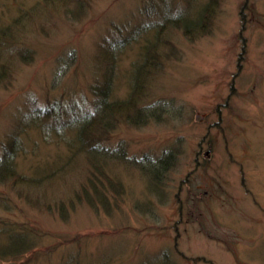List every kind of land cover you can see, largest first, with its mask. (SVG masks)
Segmentation results:
<instances>
[{"label":"rangeland","instance_id":"obj_1","mask_svg":"<svg viewBox=\"0 0 264 264\" xmlns=\"http://www.w3.org/2000/svg\"><path fill=\"white\" fill-rule=\"evenodd\" d=\"M206 1L88 0L77 17L59 0H0V39L13 48L0 43V152L21 136L26 176L0 182V245L4 226L33 237L0 264H264V0H216L210 32L192 40L166 30L175 52L134 84L163 8L191 17ZM112 70L115 95L133 93L151 116L101 143L104 170L65 118L92 108L91 85Z\"/></svg>","mask_w":264,"mask_h":264},{"label":"trees","instance_id":"obj_2","mask_svg":"<svg viewBox=\"0 0 264 264\" xmlns=\"http://www.w3.org/2000/svg\"><path fill=\"white\" fill-rule=\"evenodd\" d=\"M50 1L52 0H48V2ZM60 1L67 13L72 12L73 15L77 17L82 14L81 12L83 11V8L89 4L86 2L88 0H64L65 3H63L62 0H59V2ZM215 1L216 0H207L205 4L201 6L198 15L191 17L182 12L175 13L174 11H170L171 9L168 7L163 8V12L160 13L161 18L153 25V28L157 30L156 39L144 41L141 51L138 53L137 57L142 61L134 62L133 73L134 79L136 80V83H134L135 87H143V77L147 76V72H151L152 68H158L159 59L162 55L168 56L175 52L174 46H172L173 43H168L169 41L164 40V32H166V30H180L191 40L201 34L210 32V27L214 22L213 16L216 13L217 2ZM161 34L163 35V39L160 38ZM138 39L139 35H137V33L129 34L127 37L121 39L118 41L117 45L111 46L114 50L111 52L112 54L110 57H113L115 54L116 58L117 53L123 52L129 43ZM0 43L3 48H11L10 45L12 43H5L3 38L0 39ZM116 49L117 52L115 53ZM30 55H32V52L26 47L25 51H22L19 56L25 58ZM7 66L8 65L6 63L3 64V71L5 70L4 68H7ZM115 75L116 72L114 70L106 72L104 74V79L101 80V83H99V81L91 85L94 96L91 109H83L81 112L75 115L69 114L68 118H65L66 121L70 122L71 126L75 127L76 124L78 125L76 127V133L78 134L77 139H79V149L81 152L85 153L89 161H91L92 166L96 169L102 168V166L103 169L107 167L108 161L103 160L105 159L104 155L97 154L101 153V143L111 138L112 132L116 130L118 124L126 123L131 124L132 126H140L148 121L151 116V114L148 113L144 107L137 106L135 101L132 102V98L121 99L115 95ZM160 108L162 110L163 105L160 106ZM64 113V109L58 108L57 111L54 110L49 114L50 122L57 124L56 128H61L58 122L62 120L61 118H63ZM153 113L157 112L153 111ZM22 140L23 138L21 136H17L16 132H13L12 136L8 139V142L6 141L3 144L2 151L0 152V182L9 181L10 183H16L17 181L26 178L24 174L19 173L16 163L17 158L20 155V151L23 150L24 145L21 142ZM163 159L164 158L161 159L162 163L160 162L159 164H154L152 166L154 168L153 178H155L154 176L158 177L160 175L159 172L161 167L165 166L164 164L167 160ZM34 177L35 176H32L28 179H36V181L41 180V178ZM42 180L48 181V179ZM107 182H112L111 177L107 179ZM90 183L94 185V190L96 191L98 185H105L104 181L99 178H95L94 180L91 179ZM84 187L85 186L82 188L83 192L86 190ZM87 197L91 199L92 196L87 193ZM2 199L3 197L0 198V203ZM7 227L8 226L3 227V231L7 232L5 236L7 242L0 245V255H2V257H17L22 253L24 254L26 251L33 250L32 235L22 230L15 232L16 230H13V228Z\"/></svg>","mask_w":264,"mask_h":264},{"label":"bare ground","instance_id":"obj_3","mask_svg":"<svg viewBox=\"0 0 264 264\" xmlns=\"http://www.w3.org/2000/svg\"><path fill=\"white\" fill-rule=\"evenodd\" d=\"M128 95H129V96H127L126 99H130V98H132L133 93H131V95H130V94H128Z\"/></svg>","mask_w":264,"mask_h":264}]
</instances>
